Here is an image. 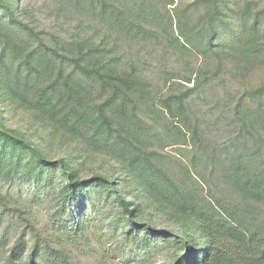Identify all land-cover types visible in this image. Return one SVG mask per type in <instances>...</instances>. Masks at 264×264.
<instances>
[{
  "label": "trees",
  "instance_id": "obj_1",
  "mask_svg": "<svg viewBox=\"0 0 264 264\" xmlns=\"http://www.w3.org/2000/svg\"><path fill=\"white\" fill-rule=\"evenodd\" d=\"M44 8L36 25L23 0H0V230L26 224L1 231L0 264H80L108 206L123 251L101 264L167 243L173 264H264V0ZM18 182L32 203L53 198L45 228L5 192Z\"/></svg>",
  "mask_w": 264,
  "mask_h": 264
},
{
  "label": "rangeland",
  "instance_id": "obj_2",
  "mask_svg": "<svg viewBox=\"0 0 264 264\" xmlns=\"http://www.w3.org/2000/svg\"><path fill=\"white\" fill-rule=\"evenodd\" d=\"M48 0H23V6L28 11L29 20L34 19L37 25V18L40 21V24L47 23V12H45L44 4L47 3ZM178 0H176L177 2ZM196 0H186V5H190L194 3ZM44 10V11H43ZM200 14V13H199ZM35 16L36 18H34ZM144 60H148L147 57H144ZM264 82V74H260L256 79V84H260ZM189 86H192L191 84ZM6 116L8 118L10 126L22 130H28L29 128V120L28 115L23 112H15L11 113L10 111L6 112ZM57 142L55 147L58 150ZM64 150L62 153L66 155L69 152H74L75 148L73 146L62 144ZM168 152L171 154H176L177 149H168ZM103 159L97 157L94 160L93 168L99 170L100 168L104 167ZM5 192H11L13 195L22 202L27 207H30L32 211L35 213V224L37 223L41 229L45 228L51 219V215L53 212L56 211V204L53 201V198L49 196V192L46 194L39 193L41 195V201L37 202V204L32 203L34 200V195L37 193V190L32 186L26 185L23 182H18L16 186H6ZM112 207L108 206L104 211L98 215L94 221L91 222V246L90 249L87 247L81 250L82 253H77L80 255V264H101L103 262V254L104 251H108L110 255L115 254L117 252H122V242L120 239L119 234L116 232V227L118 226L117 221L113 216H109L112 211ZM2 228L0 230L3 231L6 227H10L9 230V238L10 240L14 237L18 236L25 227V222H21L16 224L12 219L7 218L3 219L2 221ZM28 239H32L30 235ZM9 240V241H10ZM131 247H126L128 252L131 251ZM173 248L171 247L170 243H167L156 250L150 252V256L145 260H141L140 262H135L132 260L131 264H173L175 255L173 253ZM131 259L133 256H131Z\"/></svg>",
  "mask_w": 264,
  "mask_h": 264
}]
</instances>
